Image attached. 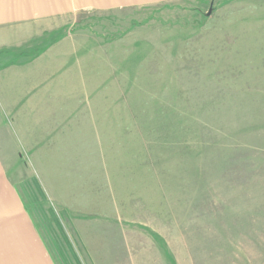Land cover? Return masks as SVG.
I'll list each match as a JSON object with an SVG mask.
<instances>
[{"label": "rangeland", "instance_id": "obj_1", "mask_svg": "<svg viewBox=\"0 0 264 264\" xmlns=\"http://www.w3.org/2000/svg\"><path fill=\"white\" fill-rule=\"evenodd\" d=\"M70 3L0 13V264H264V0Z\"/></svg>", "mask_w": 264, "mask_h": 264}, {"label": "crops", "instance_id": "obj_2", "mask_svg": "<svg viewBox=\"0 0 264 264\" xmlns=\"http://www.w3.org/2000/svg\"><path fill=\"white\" fill-rule=\"evenodd\" d=\"M36 0H0V13L4 8V16L7 18V14L16 15H28L36 14L39 12L48 11L50 9H61L63 7H69L72 0H46L40 7H36ZM82 2V0H81ZM84 2H89L86 0ZM9 4V5H7ZM24 70V69H23Z\"/></svg>", "mask_w": 264, "mask_h": 264}, {"label": "trees", "instance_id": "obj_3", "mask_svg": "<svg viewBox=\"0 0 264 264\" xmlns=\"http://www.w3.org/2000/svg\"><path fill=\"white\" fill-rule=\"evenodd\" d=\"M48 220H46V224ZM47 230V229H45ZM51 230V229H50ZM52 231V230H51ZM46 238H48L47 242L50 246H53L55 248L56 251H59V247H60V240L58 237L54 236V235H46Z\"/></svg>", "mask_w": 264, "mask_h": 264}, {"label": "bare ground", "instance_id": "obj_4", "mask_svg": "<svg viewBox=\"0 0 264 264\" xmlns=\"http://www.w3.org/2000/svg\"><path fill=\"white\" fill-rule=\"evenodd\" d=\"M46 0H36L35 3H36V7H40ZM82 1H86V0H82ZM93 0H89V2H92ZM115 0H103V2L105 3H112L114 2ZM59 2L61 3L62 0H59ZM94 4V3H93ZM41 8V7H40ZM7 17H9V14H7Z\"/></svg>", "mask_w": 264, "mask_h": 264}, {"label": "water", "instance_id": "obj_5", "mask_svg": "<svg viewBox=\"0 0 264 264\" xmlns=\"http://www.w3.org/2000/svg\"><path fill=\"white\" fill-rule=\"evenodd\" d=\"M210 13V10L208 11L207 15Z\"/></svg>", "mask_w": 264, "mask_h": 264}]
</instances>
